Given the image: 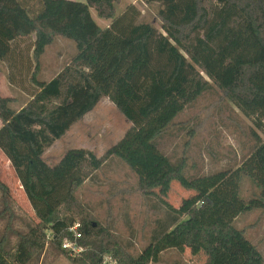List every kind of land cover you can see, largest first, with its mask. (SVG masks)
Listing matches in <instances>:
<instances>
[{"label": "trees", "instance_id": "obj_1", "mask_svg": "<svg viewBox=\"0 0 264 264\" xmlns=\"http://www.w3.org/2000/svg\"><path fill=\"white\" fill-rule=\"evenodd\" d=\"M138 1L161 5V31L138 23L133 5L116 17L121 0H0V61L9 62V68L18 64L20 46L31 38L34 62L29 101L15 111L9 107L11 99L0 98V152L37 219L35 223L23 213L25 232L11 228L8 235H0V264H27L43 249L46 231L59 248L70 238L67 231L75 220L81 226L78 243L88 249L72 264H101L105 254L117 264H153L162 245L202 216L231 225L243 214L264 209V141L256 134V147L237 169L188 179L193 195L178 208L158 196L152 185H144L143 173L127 157L141 142L156 148L155 140L211 84L264 138V0ZM90 9L111 21L107 29L97 26ZM56 37L74 42L76 54L50 81H38L39 59ZM103 98L130 124L123 137L100 158L71 149L55 166L47 165L45 151ZM113 157L135 172L144 196L156 199L166 212L158 237L135 257L105 229H95L74 197L75 190ZM171 167L166 178L179 177L180 165ZM242 176L259 192L247 202L239 196ZM0 201V214L16 222L13 210L19 208L2 182ZM215 227H198L203 264H264L243 231Z\"/></svg>", "mask_w": 264, "mask_h": 264}, {"label": "rangeland", "instance_id": "obj_2", "mask_svg": "<svg viewBox=\"0 0 264 264\" xmlns=\"http://www.w3.org/2000/svg\"><path fill=\"white\" fill-rule=\"evenodd\" d=\"M128 2L131 1L123 0L118 4V10L124 11ZM130 5L139 12L138 23L150 24L161 31L157 15L162 8L159 3L145 4L137 1ZM91 14L97 22L101 20L94 9ZM30 39L20 46L22 61L11 65L16 68L15 72L11 66L9 68V62L0 61V98L11 99L9 107L15 111H19L29 101L33 88L29 80L34 67L29 49ZM75 54L74 42L56 37L39 59L37 80L50 81L69 65ZM10 77L12 79L9 80ZM129 128L130 124L124 116L108 99L103 98L90 113L48 148L42 159L53 167L71 149H84L100 158ZM254 134L264 141L263 135L254 128L252 122L229 102L223 92L211 84V88L188 105L155 140L156 148L141 142L133 146L127 157L143 173L144 185H152L158 196L178 208L193 195L187 188L188 179L240 167L257 145ZM178 165L181 167V175L167 179L166 175L172 171L171 166ZM0 182L8 186L15 207L19 208L13 210L18 219L16 222H8L6 215L0 214V235H8L11 228L23 233L27 221L22 214L35 223L37 219L25 202L16 176L1 152ZM258 193L253 182L242 176L240 198L247 202L258 197ZM74 197L83 210V216L90 217L95 229H105L126 253L134 257L154 242L158 237L159 225L165 224L167 220L162 205L141 192L135 172L114 157L78 187ZM2 209L0 201V212ZM197 221L168 244L162 245L159 260L153 264H203L206 256L198 227L205 226H216L222 231H243L264 259V209L243 214L231 225L219 220L217 223L212 215L202 216ZM75 223L79 221L75 220ZM45 235L43 249L34 254L27 264H72V259L80 258L83 254L70 257L61 247L52 244L50 232L46 231ZM82 247L83 252L88 249Z\"/></svg>", "mask_w": 264, "mask_h": 264}, {"label": "built area", "instance_id": "obj_3", "mask_svg": "<svg viewBox=\"0 0 264 264\" xmlns=\"http://www.w3.org/2000/svg\"><path fill=\"white\" fill-rule=\"evenodd\" d=\"M74 223L71 227L68 228V233L70 238H66L61 242V249L67 253L70 257H77L83 253V247L78 243L81 239L82 234L80 232V227H75ZM80 225V224H79ZM67 245V246H66ZM101 264H117L116 259L111 254H105L101 258Z\"/></svg>", "mask_w": 264, "mask_h": 264}, {"label": "crops", "instance_id": "obj_4", "mask_svg": "<svg viewBox=\"0 0 264 264\" xmlns=\"http://www.w3.org/2000/svg\"><path fill=\"white\" fill-rule=\"evenodd\" d=\"M71 1L85 3L86 0H81V1H79V0H71ZM128 1H131V2H128V4L126 3L125 6H128L130 4H135L138 0H128ZM122 2H123V0H121L120 3H122ZM91 10L92 9H90V15H91V18L93 19V16L91 14ZM122 12H123L122 10L121 11L118 10V5H116V17L120 16L122 14ZM93 20L97 24V26L100 29H102V30L107 29L109 27V25L111 24V21L110 20H103V19H101L98 22L95 19H93ZM98 23L101 24V26L98 25Z\"/></svg>", "mask_w": 264, "mask_h": 264}, {"label": "clouds", "instance_id": "obj_5", "mask_svg": "<svg viewBox=\"0 0 264 264\" xmlns=\"http://www.w3.org/2000/svg\"><path fill=\"white\" fill-rule=\"evenodd\" d=\"M75 227H77V228H78V227H80V225H79V224H76V226H75ZM66 246H67V245H66Z\"/></svg>", "mask_w": 264, "mask_h": 264}]
</instances>
